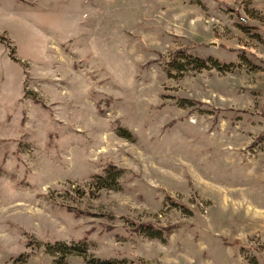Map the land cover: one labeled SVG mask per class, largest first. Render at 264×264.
Returning <instances> with one entry per match:
<instances>
[{
	"label": "rangeland",
	"instance_id": "rangeland-1",
	"mask_svg": "<svg viewBox=\"0 0 264 264\" xmlns=\"http://www.w3.org/2000/svg\"><path fill=\"white\" fill-rule=\"evenodd\" d=\"M0 34V264L264 256V0H0Z\"/></svg>",
	"mask_w": 264,
	"mask_h": 264
},
{
	"label": "trees",
	"instance_id": "trees-1",
	"mask_svg": "<svg viewBox=\"0 0 264 264\" xmlns=\"http://www.w3.org/2000/svg\"><path fill=\"white\" fill-rule=\"evenodd\" d=\"M239 24L243 31L250 33L251 35L257 34V31H254L256 27L251 26V24L248 22L247 19H241L239 21ZM0 39L6 41V46L10 48V53L12 54L13 49L12 47L9 46V43L6 40V38L0 34ZM178 55L180 58H182V60L177 59ZM11 57L15 60H18L13 55ZM206 63L207 62L206 60H204V58L196 56L192 53H188L185 51V49H180L175 52L174 56L171 58L170 61H167L165 70L166 72H168V74H171L172 69L176 71H182L185 70V67L187 65L191 66L193 69H202L208 66ZM114 128L119 136L129 140H134V137H132L131 132L128 131L126 128L120 125H114ZM103 172L104 175L99 176L98 178L100 180L99 187L108 188L112 190H119L121 186V177L124 175V168L118 167L114 164H107L103 167ZM175 204H178L179 206H184L179 202H175ZM69 210L74 211L76 215L87 213L84 210L72 209L70 207ZM171 227L173 226L172 225L156 226L155 224L149 221L136 223L134 226L135 230L139 231L141 234H144L149 238L158 239L161 242L167 241V237ZM86 246L87 245L85 239L75 241L73 244H66L64 242H54V243L47 242L44 245V250L46 253L52 256H55L58 252H60V254H62L63 256L73 252L77 254H83L86 256L87 262H89L90 264H125L123 260L101 258L93 254H90L88 253ZM257 254L256 257L251 259L253 260L252 261L253 264H264V256H262L258 251ZM130 264H147V263L142 260H137V261H131Z\"/></svg>",
	"mask_w": 264,
	"mask_h": 264
}]
</instances>
